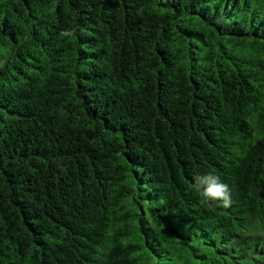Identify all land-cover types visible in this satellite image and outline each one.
I'll return each instance as SVG.
<instances>
[{
	"label": "trees",
	"instance_id": "1",
	"mask_svg": "<svg viewBox=\"0 0 264 264\" xmlns=\"http://www.w3.org/2000/svg\"><path fill=\"white\" fill-rule=\"evenodd\" d=\"M0 264H264V0H0Z\"/></svg>",
	"mask_w": 264,
	"mask_h": 264
},
{
	"label": "clouds",
	"instance_id": "2",
	"mask_svg": "<svg viewBox=\"0 0 264 264\" xmlns=\"http://www.w3.org/2000/svg\"><path fill=\"white\" fill-rule=\"evenodd\" d=\"M191 183L202 204L210 205L212 202H219L220 206L225 208L231 205L232 191L218 175L212 172L196 174Z\"/></svg>",
	"mask_w": 264,
	"mask_h": 264
}]
</instances>
